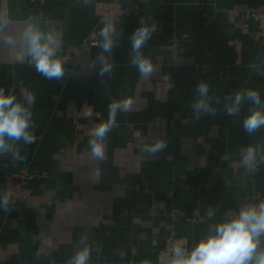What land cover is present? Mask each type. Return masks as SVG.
<instances>
[{"label":"crops","instance_id":"1","mask_svg":"<svg viewBox=\"0 0 264 264\" xmlns=\"http://www.w3.org/2000/svg\"><path fill=\"white\" fill-rule=\"evenodd\" d=\"M114 0H0V86L36 95V142L20 144L23 162L0 155V198L25 169L30 196L0 208V264H68L79 248L88 264H152L170 232L195 240L209 234L246 202L264 195V127H242L251 107L226 115L237 91L257 90L264 100V37L233 26L239 12L264 0H117L128 13L100 20ZM155 25L141 49L154 66L142 79L131 65L130 35ZM32 24L59 41L57 56L93 30L114 25L113 49L84 46L60 80L45 79L23 51L20 34ZM13 36L11 49L3 37ZM103 55L112 70L99 75ZM209 85L216 115L191 108L200 81ZM131 101L116 113L103 160L94 158L91 131L108 119L109 104ZM163 141L167 147L146 148ZM256 149L255 169L241 154ZM211 209L214 215L206 213ZM81 236L86 237L80 244ZM264 249V236L258 251Z\"/></svg>","mask_w":264,"mask_h":264},{"label":"clouds","instance_id":"2","mask_svg":"<svg viewBox=\"0 0 264 264\" xmlns=\"http://www.w3.org/2000/svg\"><path fill=\"white\" fill-rule=\"evenodd\" d=\"M2 28V26H0ZM155 31V25L149 26L141 22V25L130 35L132 55L131 65L139 70L142 79H149L154 71L152 61L143 56L141 49L151 39ZM114 25H107L100 31L103 38L98 46L102 52L110 53L113 49L112 34ZM23 51L14 55L16 61L22 62L25 56L35 68V71L45 79L60 80L64 77L65 67L61 58L57 56L59 41L52 33L42 32L39 28L28 24L20 34ZM3 42L11 49L16 43L13 36L3 37ZM97 59L101 63L99 75L103 76L112 70V64L106 61L103 55ZM197 98L191 103V108L199 119L201 113L216 115V109L212 103H220L218 97L209 96V85L200 81L195 87ZM245 101L251 102L248 114L243 118L242 127L245 133L251 135L264 127V100L257 90L247 89L237 91L230 104L225 105L226 115L237 116ZM36 103V95L31 92H21L20 95L12 89L0 86V155L11 152L13 159L21 161L25 159L20 154L19 145H30L36 142L35 123L33 121L32 107ZM131 101H114L109 104L108 119L98 124L90 133L88 141L91 155L103 160L105 158L104 142L107 133L116 124V113L121 108L127 109ZM167 145L163 141L156 142L145 151L156 153ZM256 158V149L249 146L244 150L242 162L245 166H252ZM9 196L0 198V208L7 210ZM206 215L211 218L214 213L207 210ZM264 236V201L259 204L245 205L239 209L237 215L226 218L220 223L210 226L209 234L190 251L186 250L180 241H177L172 249L168 264H264V249L258 251L261 237ZM86 237L81 236L79 243L85 244ZM90 249L87 246L79 248L68 261V264H88Z\"/></svg>","mask_w":264,"mask_h":264},{"label":"built area","instance_id":"3","mask_svg":"<svg viewBox=\"0 0 264 264\" xmlns=\"http://www.w3.org/2000/svg\"><path fill=\"white\" fill-rule=\"evenodd\" d=\"M31 2H36L40 0H30ZM128 7H122L117 0L106 5L105 9L101 12L100 20L102 22L111 23L116 21L120 16L126 15L128 13ZM253 23V30L251 34L253 38L257 39L264 37V2H261L250 9L239 12L236 15V20L233 23V26L240 30H250V25ZM100 40V30L94 28L89 32L86 38L79 45H72L67 48L65 53L60 57L63 63L73 65L81 49L84 46L95 47L98 45ZM37 138V137H36ZM244 155V152L241 154V159ZM251 169L256 168V164L253 163L252 166H249ZM16 181L13 182L8 188L9 196V205H15L19 202L25 201L30 196V187L28 185L29 181L33 179L34 175L29 173L25 169H20L19 172L15 175ZM261 201H264V195L259 196L255 201L243 203L240 207L242 208L245 205L259 204ZM239 209L234 212L231 216L237 215ZM229 216V217H231ZM225 220V219H224ZM206 236H201L197 238L192 247L188 243V240L185 237H178L173 232H170L163 239L161 246L157 250L156 259L152 264H168L171 255V249L173 245L180 241L183 247L190 251L195 245L200 241V239Z\"/></svg>","mask_w":264,"mask_h":264}]
</instances>
